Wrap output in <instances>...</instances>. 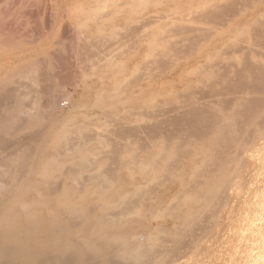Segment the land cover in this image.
Masks as SVG:
<instances>
[{
    "label": "bare ground",
    "instance_id": "bare-ground-1",
    "mask_svg": "<svg viewBox=\"0 0 264 264\" xmlns=\"http://www.w3.org/2000/svg\"><path fill=\"white\" fill-rule=\"evenodd\" d=\"M142 1L87 0L86 10L69 12L86 37L101 38L138 22ZM168 1L159 18L171 20L150 19L132 37L133 58L86 55L90 73L82 66L80 80L71 75L82 94L67 118L55 112L58 65L68 55H58L57 40L0 36V264H264V0ZM237 3L250 5L223 21ZM183 35L191 53L179 60ZM152 63L168 71L151 75ZM131 83L135 95L122 98ZM199 87L209 100L196 97ZM164 104L182 111L172 122L183 128L177 135L149 115ZM113 120L125 132L155 125L146 144L130 136L124 144L119 132L117 146ZM110 121L117 130L105 129Z\"/></svg>",
    "mask_w": 264,
    "mask_h": 264
},
{
    "label": "rangeland",
    "instance_id": "rangeland-1",
    "mask_svg": "<svg viewBox=\"0 0 264 264\" xmlns=\"http://www.w3.org/2000/svg\"><path fill=\"white\" fill-rule=\"evenodd\" d=\"M9 2L8 4H10L11 3V5H12V3L14 4V5H12V8H11V6L9 5V8H8V6H7V8L8 9H10V10H6L7 8H5L4 9V11L2 12V14L4 13V16H2L1 18H0V29H2V32H1V30H0V36H4V37H6V34H5V32L7 33V38H12V39H15L16 40V38H18L19 36H21L19 39H17V40H22V41H26V42H34L36 39V41H39V40H41L42 38H43V42H45V43H50L51 42V44H56L57 42V44L55 45L56 47L55 48H57V49H59V50H57V52H59L60 50V52H59V54L58 55H63L64 53L65 54H68V55H64L65 56V58H63L64 56H61L62 58H61V65H58V67L60 68V69H58V71L61 73V74H63V75H61V74H58V77H59V79H60V86L61 85H63V86H61V89H63L62 91H61V94L63 93V95H58L57 96V98H58V100H57V104L56 105H59L57 108H56V114L58 115V116H60V117H62V118H67V117H69L72 113H73V111H74V107H72V105L71 104H73V106L74 105H76L77 104V102L81 99V91L80 90H77L76 89V87L79 85V82L77 83L76 82V80H77V78L79 79L80 77H81V75H78V74H80V73H77L79 70L81 71L83 68H85V66H87L88 68H85L86 69V71L85 72H87L88 71V73H90V68H91V66L86 62L87 61V57L89 58V57H94V58H101V56H103V55H101V52L103 53L104 51H106V52H104L105 53V55H108V52H109V54L111 55L112 54V56H110V55H108V56H110V57H112L114 60H115V62H117V63H122V62H124L125 60H127L128 58H133L134 57V55H135V53L138 51V41H134V40H138V38H136L135 36H137L138 34H139V32L142 30V28L143 27H145V26H147V24L149 23V20L151 19H153L152 21H156V20H163V18H164V16L165 15H163V16H161L160 18H159V16L160 15H162L161 13L162 12H164V11H166L167 10V2H169L168 0H145V1H142V3H143V5H141L140 6V10H141V8H144V12H142V10L140 11L139 10V12H140V14H143V15H141L142 17H140L138 20V22H139V24H138V22H135V23H131V25H128L127 27H125L124 29L123 28H117V31L118 32H116L115 31V33H113V35H111L110 33L111 32H109V33H106V35H104V36H107V37H105L104 38V36L103 37H96V38H94V37H86L84 34H85V31H82V30H79V29H77V22H76V20L74 21L73 19H75V18H73L72 19V17H71V15H72V13H70V12H76V13H78V12H83L84 10H86L85 8H86V6H84L85 5V2L87 1V0H73L72 2H71V0L69 1V0H58L57 2H55V1H53V0H44L43 2H44V6L45 7H43L42 8V14H39V12L37 11V7H38V5H37V0H0V4H2L3 2ZM11 1H14V2H11ZM185 1V0H184ZM15 2H17L16 4H15ZM20 4H19V3ZM70 2V3H69ZM74 2V3H73ZM79 2V3H78ZM21 3H22V5H26L25 6V9H23V11H20L19 10V6L21 5ZM240 4H242L241 2H239ZM239 3H237V4H235L234 5V8L233 9H235V6L237 7L235 10H231V11H227L226 10V12L225 13H223L222 14V19H224L223 21H226V19L229 21V19H232L239 11H243L244 9H243V7L244 8H247V7H245L246 5H248V7H249V5H250V3H248V4H244V5H240ZM76 4V5H75ZM224 4V3H223ZM14 6V7H13ZM243 6V7H242ZM71 7V8H70ZM106 7V6H105ZM104 7V8H105ZM146 7V8H145ZM240 7H242V8H240ZM18 8V9H17ZM46 8V9H45ZM69 8H70V12H69ZM109 7L107 6V8L106 9H104L102 12L103 13H105V15L107 16V14H109L108 12H110V9H108ZM165 8V9H164ZM67 9V10H66ZM108 9V10H107ZM231 9V8H230ZM230 9H228V10H230ZM12 10V11H11ZM15 10V11H14ZM75 10V11H74ZM25 11V12H24ZM27 11V12H26ZM108 11V12H107ZM233 11V12H232ZM236 11V12H235ZM238 11V12H237ZM11 12V13H10ZM24 12V13H23ZM40 12V13H41ZM67 12H68V14H67ZM101 12V14L103 15V13ZM106 12H107V14H106ZM159 12V13H158ZM161 12V13H160ZM229 12H231L230 14H229ZM9 13H10V15H9ZM100 13V12H99ZM158 13V14H157ZM6 14V15H5ZM8 14V15H7ZM11 14H14V15H12L11 16ZM150 14H152V16L150 15ZM156 14V15H155ZM105 15H103V16H105ZM150 15V16H149ZM145 16H146V18H145ZM148 16V17H147ZM226 16V17H225ZM5 17V18H4ZM150 17H152V18H150ZM154 17V18H153ZM155 17H157V18H155ZM225 17V18H224ZM43 18H44V20H43ZM159 18V19H158ZM165 18H167L166 20H168V18H169V20H171V18L169 17V16H165ZM5 19H7V20H5ZM40 19V20H39ZM146 19V20H145ZM172 19H173V17H172ZM144 20H145V22H144ZM148 20V21H147ZM221 20V19H220ZM222 21V22H223ZM228 21H226V22H228ZM44 22H45V24H46V26L44 25ZM142 24H141V23ZM226 22H223V23H226ZM74 23H76V24H74ZM110 24V23H112L113 24V22H111V21H106L105 22V24ZM41 24V25H40ZM133 24V25H132ZM144 24V25H143ZM140 25V26H139ZM142 25V26H141ZM217 25H219V27L222 25V23L221 24H217ZM216 25V26H217ZM218 27V26H217ZM62 28V29H61ZM175 29H176V31L174 30V29H171L172 30V32L174 31L175 33L177 32V33H181V30L179 31L178 30V28H176V27H174ZM141 29V30H140ZM56 30H58L57 31V33H56ZM79 30V31H78ZM138 30V31H137ZM178 30V31H177ZM43 31H45L44 33V35H43ZM61 31H64V32H61ZM134 31V32H133ZM42 32V33H41ZM81 33L82 35H81V39H79L80 38V34L78 35H76V33ZM171 32V33H172ZM138 33V34H137ZM174 33V34H175ZM110 34V35H109ZM133 34H136V35H133ZM15 35V36H14ZM57 35L59 36V38L60 37H62V35H63V37L62 38H60V40H58L57 39ZM178 35H180V34H178ZM178 35H176L177 37H180V36H178ZM40 38H39V37ZM46 36V37H45ZM50 36V37H49ZM76 36V38H75V41H74V37ZM82 36L84 37V39L82 38ZM23 37H24V39H23ZM86 37V38H85ZM134 38V40H132L133 38ZM175 37V36H174ZM183 38V40L186 38L184 35L182 36ZM185 37V38H184ZM188 38V37H187ZM186 38V39H187ZM32 39H33V41H32ZM50 39V40H49ZM62 39H63V41L64 42H61L62 41ZM82 39H83V41H88L89 42V46H92L91 48H93V46H95L93 49L94 50H96L95 52H94V54H95V56H94V54H92V52L94 51V50H92L89 46V48L88 47H85L84 45L86 44H84V42H82ZM86 39V40H85ZM173 39H177V38H173ZM29 40V41H28ZM45 40V41H44ZM46 40H47V42H46ZM56 40H57V42H56ZM81 40V41H80ZM95 40H98V41H100V42H98V41H96L95 42ZM132 40V41H131ZM180 40H181V38H180ZM180 40H176L177 42L178 41H180ZM183 40H181L180 41V44H179V46L181 45V48L179 47V49L181 50H179L178 52L179 53H181V54H178V56H177V58L176 59H179V60H181V59H184V56H186L185 57V59L189 56V54L191 53V47H186V45L188 46L189 45V41L190 40H188L187 42H186V40H184L185 42H183ZM35 41V42H36ZM94 43H93V42ZM103 41V42H102ZM200 41V40H199ZM199 41H198V43H199ZM55 42V43H54ZM68 42V44H66ZM72 42H74V43H72ZM81 42V43H80ZM92 42V43H91ZM63 45H62V44ZM70 43H72V48H71V44ZM77 45H76V44ZM83 43V44H82ZM92 45H91V44ZM136 43V44H135ZM79 44H81V45H83V46H79ZM96 44V45H95ZM136 45V46H135ZM183 45V46H182ZM65 46H66V48L67 49H65ZM73 46H75V47H73ZM190 46V45H189ZM77 47H79L78 48V50H77ZM183 47H185L186 48V50H185V48H184V50H183ZM81 48H83V50L85 51V49H89V50H87L86 52H84L83 50L82 51H80L81 50ZM85 48V49H84ZM96 48V49H95ZM188 48V49H187ZM72 49H74V50H72ZM76 50H77V52H76ZM183 50V51H182ZM66 51H67V53H66ZM69 51V52H68ZM73 51V52H72ZM79 51L81 52V53H83L85 56H83V60L79 57L80 55H81V53L80 54H78L79 53ZM91 54H90V53ZM98 52H100V53H98ZM10 55V57H9V55ZM4 52L3 50H2V52H1V55L2 56H4V54H6V58H5V56L4 57H1L2 59L3 58H5L4 60H6V59H10L11 58V54L9 53V52ZM87 53H89V55L87 54ZM103 53V54H104ZM97 54V55H96ZM101 55V56H99V55ZM78 55V56H77ZM86 55H87V57H86ZM93 55V56H92ZM103 56V57H106V56ZM77 56V57H76ZM96 56H98V57H96ZM107 56V57H108ZM9 57V58H8ZM75 57V58H74ZM81 57H82V55H81ZM86 57V58H85ZM106 57V58H107ZM80 61H82V63L81 62H79V60ZM91 58H89V59H91ZM181 58V59H180ZM75 59V60H74ZM76 59H77V61H78V63L76 62ZM174 59V58H173ZM176 59H174V60H176ZM184 59V60H185ZM7 60V61H8ZM64 60V61H63ZM68 60V61H67ZM70 60V61H69ZM173 60V61H174ZM63 61V62H62ZM83 61H85V62H83ZM177 61V60H176ZM75 62H76V64H75ZM136 62H137V60L136 61H132V63H131V67H133L135 64H136ZM73 63V64H72ZM89 65H87V64ZM116 63V64H117ZM149 63H151V62H149ZM60 64V63H59ZM82 64H85V65H82ZM153 64V63H152ZM151 64V65H152ZM166 64L167 63H164V64H153L152 66H150V64H147V69L146 68H144L143 67V65H142V69H141V72H142V74L141 75H143L144 76V74L143 73H145V72H147V73H145V75H147V74H149L150 73V71H151V75H154V76H157V77H160V76H163V74L166 72V71H168V67H167V70L166 69H164V66L166 67ZM65 65H67V66H65ZM75 65L77 66V67H79V68H76L75 67ZM82 66H84L83 68H81ZM150 66V69L148 68ZM62 67V68H61ZM146 67V66H145ZM68 68V69H67ZM70 68V69H69ZM67 71H66V70ZM78 69V70H77ZM143 69H145V70H143ZM148 69L150 70V71H148ZM74 71V72H73ZM58 72V73H59ZM64 72V73H63ZM68 72V73H67ZM71 72V73H70ZM83 72V71H82ZM81 72V73H82ZM62 77H61V76ZM71 75H75V76H77V78H75V76H73V78H72V76ZM66 78V79H65ZM70 78V80H68ZM80 80V79H79ZM65 82L66 83H68V84H66V85H69V87L68 86H66L65 85ZM64 83V84H63ZM71 83V84H70ZM133 83V82H132ZM132 83L130 84V86H124V88H126V89H124L123 90V88H121L122 90V95H121V97L122 98H125V97H129L131 94H133V95H135V93H133L132 91L133 90H131V88L132 89H134V84L132 85ZM71 85V86H70ZM72 85H74V88H73V86ZM63 87V88H62ZM74 89V92H73V89ZM123 87V86H122ZM204 88V87H203ZM202 87L200 88H197L196 90H197V93H196V97L197 98H206L207 100H209L210 99V95L208 96L207 94H209L208 93V89L207 88H205V89H207V91H205V89H203ZM127 90V91H126ZM128 90L130 91V92H128ZM204 91V93L202 92V91ZM198 91H199V93H198ZM196 92V91H195ZM201 93H203V94H206V96L205 95H203V94H201ZM77 94V95H76ZM79 94V95H78ZM200 94V95H199ZM129 95V96H128ZM62 96V97H61ZM203 96V97H202ZM205 96V97H204ZM209 98H208V97ZM76 98V99H75ZM165 106H163V105H161V107L159 106V108H161L160 109V111L158 112V107H157V110L156 109H154V110H152V112H153V114L151 113V111H150V113H149V115L151 114L152 116H156V118H159L160 119V121H159V119H157L158 120V124H160L161 122V124H163L164 122L165 123H167L168 122V126L167 125H165V124H163V126H161L160 127V131H162V132H165V134L166 135H168V136H171L172 134L174 135V132H175V134H176V130H179V133L182 131V129L183 128H180L179 129V127H174L173 125H174V123L176 122V119H179L178 117H180V116H182V111H180V109H178L179 107L178 106H176V107H172L174 104H171L170 106H169V104H164ZM176 105V104H175ZM168 106V107H167ZM60 107V108H59ZM162 108H164L163 109V112H162ZM174 108H176L177 110H179V111H177V112H179V114L180 115H178L177 116V112H176V109H174ZM71 109H72V111H71ZM70 110V111H69ZM156 110V111H155ZM175 111L176 113H172V112H170V111ZM69 111V112H68ZM140 112V111H139ZM142 112V111H141ZM165 112V113H164ZM142 113H144V112H142ZM158 114V115H156V114ZM162 113V114H161ZM66 115H69V116H66ZM123 114H121L120 116H122ZM160 115V116H159ZM164 116H165V119H164ZM174 116H175V118H174ZM177 116V117H176ZM120 118H122V117H120ZM171 118V119H170ZM118 118L116 117V120H117ZM169 119V120H168ZM175 120V122H174V120ZM116 120H113V121H116ZM172 120V121H171ZM167 121V122H166ZM111 122L112 121H110L109 122V125L107 126V127H105V129L106 130H109V129H116L115 127H116V125L114 124L115 122H113L112 124H114V125H111ZM117 122V125H120L121 124V122H119V121H116ZM172 122H173V125H172ZM118 123H120V124H118ZM111 125V127L109 128V126ZM122 125L124 126V128L122 127ZM155 125V123L154 122H152L151 124H149V123H147V124H144L143 126H146V128L145 127H141L140 125V130H144V131H139V129H138V127L137 126H135V125H128L129 127H128V129H130V127H132L131 129H135V127H136V130L140 133V132H142V133H135L134 131H136V130H131V131H133V132H131L130 131V133H129V130L127 129V132H125V129L127 128V125H124L123 123L120 125V126H117V128H118V132L116 131V133H114L115 132V130H112V131H114V132H112L111 130V132L112 133H109L110 131H106L105 129H104V127H103V129L105 130H102L103 131V133L101 132V131H99L100 132V134H102V135H104L105 134V136H106V139H108L110 142L113 140V141H116V139L118 138V140L117 141H121L122 139H123V137H125V139L123 140V141H121V143H118L117 144V142H114V143H116L117 144V146L119 145V144H125L126 142H125V140L127 139L128 140V136H130V140L131 141H133L134 142V140L135 141H137L138 139H141V142L143 143V144H146L147 142L146 141H148V140H150L149 139V137H148V135H147V132H146V130L148 131V134H149V131H150V129L153 127ZM148 126H151V127H148ZM164 126H165V128L166 127H168V128H164ZM122 128V130H120L121 128ZM163 127V128H162ZM171 127H173V128H171ZM143 128V129H142ZM149 130H148V129ZM102 129V128H101ZM100 129V130H101ZM165 129V130H164ZM176 129V130H175ZM120 130V131H119ZM167 130H168V132H167ZM124 131V132H123ZM136 131V132H137ZM119 132H121V133H123L125 136H121L120 137V135H118L119 134ZM116 134V136L117 137H115L114 139H112L111 140V138H110V136H115L114 134ZM120 133V134H121ZM126 133V134H125ZM134 133V134H133ZM144 133H145V135H144ZM178 132H177V134H179ZM108 134H112V135H108ZM127 134H129V135H127ZM137 136H136V135ZM142 134V135H141ZM176 134V135H177ZM185 134V133H184ZM107 135L109 136L108 138H107ZM122 135V134H121ZM134 135V136H133ZM144 135V137H142ZM147 135V136H146ZM145 136H146V138H145ZM149 136H150V134H149ZM22 137V138H21ZM23 137H25V136H20V141H17L16 139H18V138H16V137H11L13 140V142H15V143H12V144H10V146H13V145H18V146H20L21 145V143L23 142V140H24V138ZM131 137H133V138H131ZM138 137V138H137ZM139 137H142V138H139ZM147 137H148V139H147ZM185 137H186V134H185V136H183V134L181 135V138H183V139H185ZM113 138V137H112ZM122 138V139H121ZM134 138H136V139H134ZM187 138V137H186ZM132 139H134V140H132ZM16 140V141H15ZM129 140V141H130ZM146 140V141H145ZM22 141V142H21ZM119 141V142H120ZM130 141V142H131ZM146 142V143H144V142ZM19 142V143H18ZM123 142V143H122ZM137 142H140V140L139 141H137ZM113 143V142H112ZM116 144H115V146H116ZM123 144V145H124ZM123 145H119V146H123ZM111 168H113V166H111ZM110 168V166H109V169H111ZM212 264H215L214 262H212Z\"/></svg>",
    "mask_w": 264,
    "mask_h": 264
}]
</instances>
